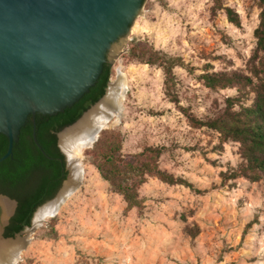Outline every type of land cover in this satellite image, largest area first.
Masks as SVG:
<instances>
[{"label":"rangeland","instance_id":"obj_1","mask_svg":"<svg viewBox=\"0 0 264 264\" xmlns=\"http://www.w3.org/2000/svg\"><path fill=\"white\" fill-rule=\"evenodd\" d=\"M224 2L239 13V26L212 0H146L111 63L110 81L123 71L128 93L121 122L104 130L120 132L127 155L164 146L160 168L192 186L149 176L138 189L142 207L128 209L85 154L84 178L54 221L11 238L24 239L15 264H264V182L224 183L221 172L241 161L239 144L215 150L218 133L192 127L184 112L204 119L238 94L207 88L198 79L207 63L212 71L245 74L257 63L259 0ZM132 43L182 64L169 80L161 67L131 60ZM2 214L0 205V220Z\"/></svg>","mask_w":264,"mask_h":264},{"label":"trees","instance_id":"obj_2","mask_svg":"<svg viewBox=\"0 0 264 264\" xmlns=\"http://www.w3.org/2000/svg\"><path fill=\"white\" fill-rule=\"evenodd\" d=\"M214 9H224L228 20L241 24L239 13L225 6V0H212ZM261 12L259 25L255 29L257 47L251 74L242 71H212V64L205 65L198 77L212 90L236 88L238 94L227 96L224 106L212 116L204 119L184 109L194 128L206 127L219 135L215 150H222L225 143L239 144L241 161L222 171V180L227 183L238 178L253 182H264V0H259ZM136 42V41H134ZM129 58L140 63L161 67L168 79L173 77L174 68L182 64L178 57H169L154 51L150 45L132 43ZM113 73V66L107 62L95 86L73 106L57 115L37 114L36 136L40 149L33 138L34 122L30 117L21 129L20 139L14 144L13 154L0 163V194L18 201L15 215L6 227L5 236L14 237L31 225L34 212L53 199L67 178L65 156L58 147L57 133L76 122L85 111L105 94ZM8 137L0 133V157L8 149ZM164 146L146 147L140 154L127 155L123 152V138L117 130H103L95 145L87 150L102 178L110 183L113 191L127 201L128 209L141 208L139 187L147 177L153 176L171 185L191 187L186 179L175 177L159 166ZM54 221V218L50 222Z\"/></svg>","mask_w":264,"mask_h":264},{"label":"water","instance_id":"obj_3","mask_svg":"<svg viewBox=\"0 0 264 264\" xmlns=\"http://www.w3.org/2000/svg\"><path fill=\"white\" fill-rule=\"evenodd\" d=\"M145 2L0 0V133L9 139L0 163L13 154L14 144L30 117L34 122V141L42 149L36 136V115H57L90 92L105 64L113 63L123 51ZM109 84L110 81L103 97L76 122L106 96ZM76 122L58 133L67 178L70 163L61 147L60 133ZM0 198L14 204L12 214L4 221L2 214L3 236L18 201L5 194H0ZM35 212L26 229L32 227Z\"/></svg>","mask_w":264,"mask_h":264},{"label":"bare ground","instance_id":"obj_4","mask_svg":"<svg viewBox=\"0 0 264 264\" xmlns=\"http://www.w3.org/2000/svg\"><path fill=\"white\" fill-rule=\"evenodd\" d=\"M127 93V75L119 70L117 78L109 84L106 96L78 122L60 133V144L70 163V175L56 196L37 209L33 226L27 230L42 227L56 217L76 193L86 173L84 162L82 163L85 153L95 145L105 128L121 122ZM0 204L3 207L4 221L12 214L14 204L7 198H0ZM23 245L24 239L12 240L2 236L0 220V264H15Z\"/></svg>","mask_w":264,"mask_h":264},{"label":"flooded vegetation","instance_id":"obj_5","mask_svg":"<svg viewBox=\"0 0 264 264\" xmlns=\"http://www.w3.org/2000/svg\"><path fill=\"white\" fill-rule=\"evenodd\" d=\"M60 131H61V130H60ZM60 131H59V132H60ZM59 132H58V133H59ZM58 133H57V136H58ZM58 147H59V146H58Z\"/></svg>","mask_w":264,"mask_h":264}]
</instances>
